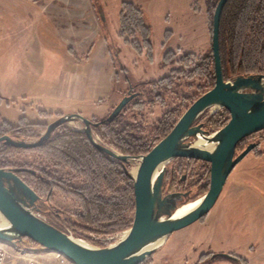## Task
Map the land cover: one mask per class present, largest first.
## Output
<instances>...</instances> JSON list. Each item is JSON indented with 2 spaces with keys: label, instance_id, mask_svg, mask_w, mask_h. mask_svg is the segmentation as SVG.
Segmentation results:
<instances>
[{
  "label": "rangeland",
  "instance_id": "374dc122",
  "mask_svg": "<svg viewBox=\"0 0 264 264\" xmlns=\"http://www.w3.org/2000/svg\"><path fill=\"white\" fill-rule=\"evenodd\" d=\"M31 1L33 0H0V97H2L0 124L4 121L15 125L21 124L24 117L28 122L48 125L59 118V113L89 111L91 100L88 93L87 98L73 100L59 96L56 89L60 82L67 79L65 54H68V51L64 43L69 44L83 56L95 36L96 41L101 40L99 21L103 27L101 37L105 46L111 50L117 67L115 69L124 68V73L132 84L156 81L167 75L171 69L167 56L172 52L175 53V57L189 52L205 56L210 52L205 0H52V3L48 4L47 11L53 9L56 13L54 16H58L55 18L56 31L55 28L53 30L49 27L51 21L46 16L39 21L35 20L36 5ZM45 1L38 0L40 2L38 5H42L43 10L46 8ZM123 3H133L144 10L146 23L153 32L151 58L148 55V46H144L142 41L139 53L126 41L127 34H120L119 13ZM47 21V27L44 25L42 27L40 23L44 24ZM67 33L70 40L65 38ZM203 35L206 38V46H201ZM105 61L109 65L108 58ZM105 61L95 63L97 72L104 68ZM106 68L110 73L109 75L106 73L105 76L111 78L110 82H112L115 69L112 71L110 65ZM87 71L89 66L81 65L80 76L85 78ZM120 80L119 75L115 84H110V87L115 88ZM145 89L147 86H140L135 91ZM175 92L167 99L165 106H147L144 109V121L149 126L160 119L165 111L177 106L181 98L195 95L194 89H189L183 83L175 88ZM124 97H127L126 94L122 99ZM115 107H112L106 115L103 114L102 108L99 111L97 109L96 111L102 115L97 117L105 118ZM215 111V108L210 109L208 115ZM93 112L87 114L92 115ZM77 127L78 123L67 125V128L72 130H76ZM263 134L264 132L256 137L260 138ZM37 161H39L38 156L32 153H21L14 159L19 167L34 166ZM206 164L208 163L202 161L184 159L180 162L175 159L167 164V168L171 175L172 168L178 170L180 167V175H185L187 188L191 186L194 190L193 184L198 182L197 174L204 172ZM208 166L210 168L209 164ZM137 167L138 162L133 161L131 171ZM57 170L61 176L72 175L67 170ZM172 177L174 175L170 178ZM73 184L79 183L73 181ZM172 191L173 189L169 192ZM192 192L188 202L201 198H191ZM52 202L65 211L74 208L72 201L58 193L54 195ZM42 207L47 208V205L44 204ZM5 224L7 221L0 214V227ZM124 233L106 236L114 239L102 245L118 242ZM93 238L98 241L97 237L93 236ZM77 240L88 244L81 238ZM173 244L182 247L176 258L170 256L169 252L165 254ZM193 245L198 248V255L212 251L211 255L208 253L202 255L203 258L221 255L215 260H205L196 264H264V141L257 150H253L234 168L210 212L192 225L174 232L161 255L154 252L149 258H154L155 264H169L173 259L186 264L180 257L186 255L188 248ZM39 253L42 254L38 255V252L32 253V251H22L20 254L27 255L28 260L36 258L48 264H50L48 260L51 259L58 261V254L46 251ZM190 254H194L192 249ZM28 260L18 258L17 254L13 257L8 255L7 264H27ZM190 261L194 263L193 260Z\"/></svg>",
  "mask_w": 264,
  "mask_h": 264
},
{
  "label": "trees",
  "instance_id": "16d2710c",
  "mask_svg": "<svg viewBox=\"0 0 264 264\" xmlns=\"http://www.w3.org/2000/svg\"><path fill=\"white\" fill-rule=\"evenodd\" d=\"M218 1L205 0L210 38L212 18ZM119 20L120 34L126 33V41L139 53L142 41L144 46H148L151 58L153 32L146 23L144 10L136 4L123 3ZM174 54L172 52L167 56L171 66L167 75L156 81L129 85L126 96H131V100L121 111L115 115H111V112L103 119L90 118L96 124L92 127V133L103 145L127 157L147 155L171 132L190 105L215 86L211 47L205 56L190 52L178 57ZM220 56L225 80L238 75L264 74V0L228 1L220 22ZM181 83L194 89L195 95L181 98L177 106L165 111L160 119L149 126L144 121V109L147 106H165L167 99L176 93L175 88ZM140 86H147V89L135 91ZM25 119L23 117L21 124L16 125L8 121L2 122L0 137L37 140L40 133L46 130L47 124L28 122ZM229 119V112L221 108L211 115L206 111L198 123L202 125L203 131L214 133L223 128ZM247 144L245 140L242 141L237 148L238 152ZM21 153L36 154L39 161L34 166L19 167L14 159ZM132 166L133 163L112 159L97 149L85 132L69 129L66 125L58 127L50 139L38 148L0 146V169L27 168L35 171V174L21 172L18 175L41 198H45L42 206L46 204L47 208L42 207V211H51L55 215V220L51 221L53 225L74 238H81L95 246L102 243L93 236H116L132 227L135 211L134 180L128 174ZM57 169L67 170L72 174L71 178L69 175H59ZM178 170L181 168L178 167ZM197 175L198 182L194 185L191 198L202 197L208 191V164L204 167V172H198ZM73 181L79 184L75 185ZM57 193L72 201L73 210L65 211L53 204L52 199ZM16 247L20 251H35L39 245L23 238L17 241ZM143 264H153L152 258H148Z\"/></svg>",
  "mask_w": 264,
  "mask_h": 264
},
{
  "label": "water",
  "instance_id": "95a60500",
  "mask_svg": "<svg viewBox=\"0 0 264 264\" xmlns=\"http://www.w3.org/2000/svg\"><path fill=\"white\" fill-rule=\"evenodd\" d=\"M228 1H218L212 18L211 48L215 86L190 105L171 132L147 155L127 157L103 145L92 133V127L96 124L80 113L62 115L48 124L37 140L0 137V146L34 149L43 146L58 127L75 122L83 128L90 142L112 159L123 163L137 161L136 175L132 171L128 172L134 180L135 211L132 227L124 236L105 247L83 244L82 240L53 225L51 221L55 215L51 211H42L43 200L18 175L21 172L35 174V171L11 168L0 169V214L8 224L0 227V243L17 246V241L28 238L39 245L35 251L58 254L73 264H143L159 247L148 249L151 244L163 239L162 245L174 232L192 225L210 212L234 168L258 147L259 142H251L241 152H237L239 144L264 131V74L224 79L220 56V22ZM130 100L131 96L124 97L111 115L121 111ZM213 108L216 111L224 108L229 112L230 119L223 128L209 133L203 131L198 120ZM199 135L214 144L212 150L195 146ZM179 158L208 163L210 183L209 190L197 199L200 202L193 210L173 218L182 205L190 203V196L185 194L163 195L167 164Z\"/></svg>",
  "mask_w": 264,
  "mask_h": 264
},
{
  "label": "crops",
  "instance_id": "0c3cea01",
  "mask_svg": "<svg viewBox=\"0 0 264 264\" xmlns=\"http://www.w3.org/2000/svg\"><path fill=\"white\" fill-rule=\"evenodd\" d=\"M32 3H34V5H36V7L34 8L35 11V20L39 21L42 19V17L46 16V18H48L51 21L50 24V28L56 31L57 28L55 27L56 22H55V18H58V16H54L56 13H54L53 9L47 11L48 7H49V3H52V0H46L44 3L46 4V8L43 10V8L41 7L42 5H38V3L40 4V2H38V0H33L31 1ZM92 6L94 8L95 11V5L92 3ZM40 7V8H39ZM42 8V9H41ZM95 14L96 11H95ZM98 19L99 17L96 16ZM206 19H207V24H208V29H209V23H208V16H207V12H206ZM47 22H45L44 24L40 23L42 27L46 26L47 27ZM36 25H38L37 22H35ZM44 25V26H43ZM102 26L100 25V21H99V39L101 40H97L96 41V36L94 37V39L92 40V42L90 43L87 52H85V54L82 56L80 53H77L71 46H69V44L64 43V47L65 49H67L68 54L66 55L65 61L67 63V79L64 80V82H60V84H58L56 91L59 92L58 95L62 96V97H66L68 99H73L76 100L77 98H84L86 97V94H89V99L91 100V106L88 112L94 111L92 113V115H89L87 113H83V112H76V113H80L83 116H86L88 119L90 118H97L99 119V117L97 116H102L99 114V111L102 108L103 114H107V112L112 108L115 107V105H117L120 100H122V97L124 94H127L129 85L132 84V82L130 81V79L127 77L124 68H120V69H115L117 68L115 66L114 63V58L111 54V50L105 46V42L101 37L102 34ZM58 32V31H57ZM69 33H67V35L65 36V38L70 40V37L68 36ZM210 36V32L208 34ZM73 38H71L72 40ZM206 38L203 35V41L201 43V46L204 45L206 46ZM211 42H212V37L209 40V46L211 47ZM64 47H62V51H64ZM108 58L109 61V65L111 66V69L113 71V69H115V72L113 71V75L114 78L111 81V78H106L105 75H109L110 70L107 69L106 67L109 66L108 63L105 61ZM105 61L104 63V68H102L101 71L97 72L96 68H97V62H101ZM88 65L89 66V71H87V75L84 78L83 76H80V67L81 65ZM120 72H123V74H120ZM107 73V74H106ZM65 74H63V76H65ZM119 75L121 76V80L119 81V83L116 85L115 88H111L110 84H115V82L117 81V78H119ZM110 79V80H109ZM62 84V86H61ZM87 88V89H86ZM88 91V92H87ZM84 95V96H83ZM87 98V97H86ZM104 99V100H103ZM103 100V101H102ZM106 101V102H104ZM98 109V110H97ZM97 110V111H96ZM101 111V112H102ZM96 112V113H95ZM60 114H65V113H59ZM58 115V116H59ZM90 116V117H89ZM171 236H169L167 238V240L161 245L159 246V248L155 251V253L157 252L158 255H161L160 253H162L163 249H165L166 245L169 243V241L171 240ZM5 249L8 252L9 257H13L15 256V254L18 255V258H22L24 260H28L27 255L24 254H20L22 253V251H20L16 246L13 245H9V244H4ZM182 248V247H181ZM181 248L178 246V244H173L171 245L170 248H168V250L165 252V254L167 252H169L170 256H173L174 258H176L177 254H180V250ZM191 249L194 251V254H190ZM38 252V255L42 254L39 253V251H35ZM34 252V253H35ZM202 252V251H201ZM199 250L198 248H196V246L193 245V247L191 246L190 248H188V250L186 251V255L180 257L182 258V260H184L186 262V264H196L197 262H203L205 260H215L217 257L215 256H221V255H214L213 257H206L203 258L202 255L204 254H210L212 253V251L210 252H202L201 254H199ZM211 255V254H210ZM189 256V257H188ZM202 256V257H201ZM192 257V259H191ZM153 259V264H155L154 258ZM190 260H193L194 263H192ZM48 262L50 264H56L57 261L55 260H48ZM157 262H159V258H157ZM10 264V263H8ZM168 264V263H167ZM169 264H181V262H179L178 260L174 261L171 260L169 261Z\"/></svg>",
  "mask_w": 264,
  "mask_h": 264
},
{
  "label": "flooded vegetation",
  "instance_id": "af4514ba",
  "mask_svg": "<svg viewBox=\"0 0 264 264\" xmlns=\"http://www.w3.org/2000/svg\"><path fill=\"white\" fill-rule=\"evenodd\" d=\"M256 136H258V134L257 135H254L252 137L247 138L245 140V144L246 143L249 144L251 142H259V145H260L261 142L264 141V139H262V138H264V134L261 135L260 138L259 137H256ZM188 161H190V160H188ZM194 161H196V160H194ZM171 175H174V177L170 178ZM171 175H170V172L168 170L167 171L166 178H165V181H164L163 195L166 196V195H169V194L181 193V194H185V195L190 196V193L192 192L193 187L189 186L187 188V183H186V180H185L186 179L185 178V175H183V174L180 175V171L177 170L176 168H172ZM193 185H195V184H193ZM167 188H169V189H167ZM171 189H173V191L172 192H169V191H171ZM41 199L43 200L41 202V204L46 201L45 198H41Z\"/></svg>",
  "mask_w": 264,
  "mask_h": 264
},
{
  "label": "bare ground",
  "instance_id": "6f19581e",
  "mask_svg": "<svg viewBox=\"0 0 264 264\" xmlns=\"http://www.w3.org/2000/svg\"><path fill=\"white\" fill-rule=\"evenodd\" d=\"M195 146H198L200 148H204V149H209V150H212L213 147H214V144L213 143H210L207 139L203 138L202 136H198L196 141H195ZM137 173V169H135L134 171H132V174L135 176ZM156 176V175H155ZM200 200H195L193 202H190L186 205H182L175 213L174 217L173 218H178V217H181L185 214H187L188 212H190L191 210H193L198 204H199ZM8 224H5L3 225L4 226H7ZM163 239L151 244L148 249H151V248H157L158 246L161 245ZM84 244V243H83ZM87 245V244H86Z\"/></svg>",
  "mask_w": 264,
  "mask_h": 264
},
{
  "label": "built area",
  "instance_id": "2783aa9c",
  "mask_svg": "<svg viewBox=\"0 0 264 264\" xmlns=\"http://www.w3.org/2000/svg\"><path fill=\"white\" fill-rule=\"evenodd\" d=\"M76 130H81V126L78 124V127L76 128ZM98 140L101 142V140L98 138ZM53 218L55 219L56 217L53 216ZM53 219V220H54ZM122 238V236H121ZM98 241L102 244H104V242H110V241H113V237H104V238H100L98 237L97 238ZM107 245H111V244H107ZM5 245L3 243H0V264H7V259H8V253L4 247ZM57 264H73L71 263L68 259H66L65 257L63 256H60V255H57ZM27 264H48V263H45L39 259H36V258H32L30 260H28Z\"/></svg>",
  "mask_w": 264,
  "mask_h": 264
}]
</instances>
